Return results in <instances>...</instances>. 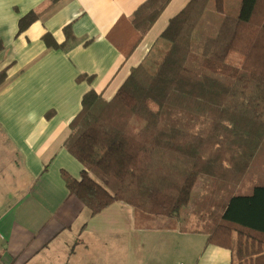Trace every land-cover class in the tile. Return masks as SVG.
Returning <instances> with one entry per match:
<instances>
[{"label": "trees", "instance_id": "obj_1", "mask_svg": "<svg viewBox=\"0 0 264 264\" xmlns=\"http://www.w3.org/2000/svg\"><path fill=\"white\" fill-rule=\"evenodd\" d=\"M56 1L22 16L16 36ZM170 2L146 0L105 38L127 60ZM62 35L41 40L68 52L71 23ZM69 130L63 147L83 168L60 174L92 215L121 202L206 235L232 264H264V0H190L110 100L83 95Z\"/></svg>", "mask_w": 264, "mask_h": 264}, {"label": "crops", "instance_id": "obj_2", "mask_svg": "<svg viewBox=\"0 0 264 264\" xmlns=\"http://www.w3.org/2000/svg\"><path fill=\"white\" fill-rule=\"evenodd\" d=\"M145 1L58 0L16 36L18 20L50 0H0V70L10 65L0 86V264L234 263L229 249L182 232L181 222L150 220L121 202L92 215L61 177L79 179L83 168L63 147L83 95L110 100L190 0H171L125 60L105 33ZM70 23L74 48L44 45L45 33L61 43Z\"/></svg>", "mask_w": 264, "mask_h": 264}, {"label": "rangeland", "instance_id": "obj_3", "mask_svg": "<svg viewBox=\"0 0 264 264\" xmlns=\"http://www.w3.org/2000/svg\"><path fill=\"white\" fill-rule=\"evenodd\" d=\"M131 56V55H130ZM144 59V58H143ZM240 62H241V57H239L237 54H231L230 55V57L228 58V63L229 64H231V65H234V66H239V64H240ZM124 83V82H123ZM122 83V84H123ZM129 206V205H128ZM131 207V206H130ZM132 208V207H131ZM133 209V208H132ZM104 210V209H103ZM135 211V210H134ZM101 212V211H100ZM140 214V213H139ZM142 215V214H141ZM142 216H144V215H142ZM144 217H146V216H144ZM146 218H148V217H146ZM148 219H150V220H158V219H162V218H148ZM190 219V218H189ZM163 220V219H162ZM165 220V219H164Z\"/></svg>", "mask_w": 264, "mask_h": 264}]
</instances>
